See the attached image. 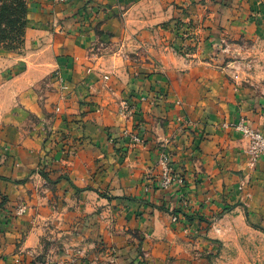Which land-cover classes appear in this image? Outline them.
Masks as SVG:
<instances>
[{
    "label": "crops",
    "instance_id": "0c3cea01",
    "mask_svg": "<svg viewBox=\"0 0 264 264\" xmlns=\"http://www.w3.org/2000/svg\"><path fill=\"white\" fill-rule=\"evenodd\" d=\"M172 16L195 38L191 57L173 52L182 28L161 25ZM28 18L57 56L55 114L46 103L40 116L77 150H54L42 169L39 141L0 140V264L22 252L33 263L36 216L56 239L43 264H208L212 230L228 214L264 223V154L249 168L246 139L224 126L241 120L264 135V92L242 83L221 44L264 36V0H32ZM95 29L114 33L125 51L134 42L139 57L101 67ZM129 30L140 41L128 43ZM123 99L129 116L118 111ZM162 151L176 177L166 189ZM21 202L27 211L17 216Z\"/></svg>",
    "mask_w": 264,
    "mask_h": 264
},
{
    "label": "rangeland",
    "instance_id": "374dc122",
    "mask_svg": "<svg viewBox=\"0 0 264 264\" xmlns=\"http://www.w3.org/2000/svg\"><path fill=\"white\" fill-rule=\"evenodd\" d=\"M31 2L32 0H0V140L4 141L7 146L14 143L13 138H16L17 143L20 144L27 137L39 141L44 151L43 161L39 163L43 169L46 156L54 150L69 156L77 148L75 149L74 144L68 143L64 132L48 128L39 113V108H43L44 104L48 103L52 106V113L55 114V105L49 100V93L55 89L52 83L57 74L54 73L53 62L57 56L49 46L48 36L46 34L36 36L34 26L33 28L30 26L28 10ZM106 4L110 8L114 5V1ZM101 5L102 2H99L96 8ZM174 6L177 10L182 9L177 13H184L180 4ZM110 9L118 21L122 9L118 8L116 12L114 8ZM182 18V16H172L169 21L161 25L173 22L175 30L182 28L181 31L175 32V37L171 42L177 44L173 45L172 49L174 53L191 57L196 49L195 38L192 37V33L183 31ZM131 26L136 28L134 23ZM138 35L136 31L129 30L127 42L140 41ZM112 37H115L114 33L104 34L103 30L95 29L96 40L93 41L92 52L102 55L101 67L117 66L123 64L121 62H124L126 58L132 61L139 57L134 42L125 51L120 49L119 45H114L117 40L112 41ZM176 39H178L177 42ZM238 41L235 45L231 43L229 45L226 39L221 41L226 60L231 62L230 68L239 73L242 83L264 92V36ZM8 135L13 136L8 138ZM10 140L13 142L11 143ZM168 163L170 166V161ZM158 181L160 183V178ZM26 211L25 202L16 205L15 214L17 216L24 215ZM37 220L39 222V216L33 217L30 222V229L35 228L32 238L39 246L33 248L32 264L34 261L43 264L46 253L54 254L56 239H52L51 232L45 235L48 231L47 225L42 224L41 226ZM251 224L264 227V223L252 222L237 212L223 218L221 224L212 230L213 249L207 248L203 253L207 263L264 264V231ZM47 236L50 237L47 238ZM137 244H140V239ZM22 253L17 255L16 264H26L25 258L21 257ZM111 255L112 261L117 259L114 251ZM71 258L76 260L75 256Z\"/></svg>",
    "mask_w": 264,
    "mask_h": 264
},
{
    "label": "built area",
    "instance_id": "2783aa9c",
    "mask_svg": "<svg viewBox=\"0 0 264 264\" xmlns=\"http://www.w3.org/2000/svg\"><path fill=\"white\" fill-rule=\"evenodd\" d=\"M104 79H108L107 75L103 76ZM234 79H238V74L235 73L233 75ZM61 88H66V84H64L61 80ZM119 113L123 116L131 115V107L126 100H121L119 102ZM225 127H232L233 129L239 131L243 138L246 139V147L245 153L247 155V166L249 168H253L257 162V160L264 154V135L247 125L243 121L238 122H225ZM132 139L136 143H142V138L139 135H133ZM169 156L166 152L162 151L159 153L157 165L160 172V187L168 188L172 181L176 180V177L171 173V167L169 166Z\"/></svg>",
    "mask_w": 264,
    "mask_h": 264
},
{
    "label": "trees",
    "instance_id": "16d2710c",
    "mask_svg": "<svg viewBox=\"0 0 264 264\" xmlns=\"http://www.w3.org/2000/svg\"><path fill=\"white\" fill-rule=\"evenodd\" d=\"M20 4L22 5V3L20 2ZM7 5H5V7H6ZM1 18H2V15H1ZM251 225H253L254 227H257V228H259V229H261L262 231H264V227H262V226H260V225H257V224H251Z\"/></svg>",
    "mask_w": 264,
    "mask_h": 264
}]
</instances>
